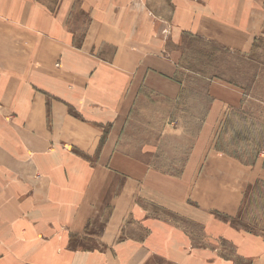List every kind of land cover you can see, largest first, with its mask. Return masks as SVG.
<instances>
[{
	"label": "rangeland",
	"instance_id": "rangeland-1",
	"mask_svg": "<svg viewBox=\"0 0 264 264\" xmlns=\"http://www.w3.org/2000/svg\"><path fill=\"white\" fill-rule=\"evenodd\" d=\"M147 1L162 64L120 117L115 159L97 165L86 209L36 213L26 257L0 264L233 262L212 221L264 238V180L250 181L264 173V0ZM218 154L253 168L235 216L200 207ZM18 246L0 243V256Z\"/></svg>",
	"mask_w": 264,
	"mask_h": 264
},
{
	"label": "crops",
	"instance_id": "crops-1",
	"mask_svg": "<svg viewBox=\"0 0 264 264\" xmlns=\"http://www.w3.org/2000/svg\"><path fill=\"white\" fill-rule=\"evenodd\" d=\"M147 2L0 0V243L19 245L0 258L26 257L24 230L42 228L40 211L86 209L97 165L115 159L120 117L162 64L167 38ZM214 164L200 207L235 216L253 168L225 154ZM207 228L234 246L235 260L221 264H264V238Z\"/></svg>",
	"mask_w": 264,
	"mask_h": 264
}]
</instances>
